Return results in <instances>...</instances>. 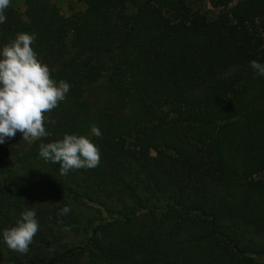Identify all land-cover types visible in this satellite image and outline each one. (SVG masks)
Here are the masks:
<instances>
[{"label": "trees", "instance_id": "obj_1", "mask_svg": "<svg viewBox=\"0 0 264 264\" xmlns=\"http://www.w3.org/2000/svg\"><path fill=\"white\" fill-rule=\"evenodd\" d=\"M18 1L0 51L34 36L70 90L47 137L0 145V264H264V76L250 67L264 0H78L68 16ZM66 134L90 138L100 165L45 162L40 144ZM27 207L39 230L22 255L3 231Z\"/></svg>", "mask_w": 264, "mask_h": 264}, {"label": "clouds", "instance_id": "obj_2", "mask_svg": "<svg viewBox=\"0 0 264 264\" xmlns=\"http://www.w3.org/2000/svg\"><path fill=\"white\" fill-rule=\"evenodd\" d=\"M11 0H0V24L6 22V9ZM34 36L18 33L16 38L0 51V145L21 133L23 141L32 143L47 137L46 114L65 100L70 85L51 77L50 69L42 64L34 52ZM250 67L264 76V64L255 60ZM91 136L102 138L96 125H91ZM39 156L45 162L60 164V174L70 170L94 169L101 163L99 148L84 136L65 135L60 141L41 143ZM65 206L59 215L70 213ZM39 230L35 207H27L16 225L3 231V241L10 250L26 255Z\"/></svg>", "mask_w": 264, "mask_h": 264}, {"label": "rangeland", "instance_id": "obj_3", "mask_svg": "<svg viewBox=\"0 0 264 264\" xmlns=\"http://www.w3.org/2000/svg\"><path fill=\"white\" fill-rule=\"evenodd\" d=\"M54 2L58 5L61 13L64 16H68L71 9H73L74 11H82L84 9L82 2L78 0H54ZM11 6L18 10L20 13L24 12V5L18 0H11ZM96 96L91 97L92 107H94V104L96 103ZM258 177L264 178V173L259 175Z\"/></svg>", "mask_w": 264, "mask_h": 264}]
</instances>
